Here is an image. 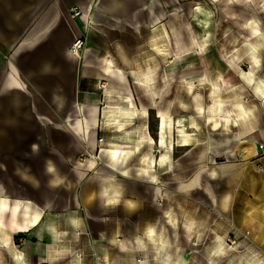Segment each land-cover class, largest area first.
<instances>
[{
	"label": "crops",
	"instance_id": "0c3cea01",
	"mask_svg": "<svg viewBox=\"0 0 264 264\" xmlns=\"http://www.w3.org/2000/svg\"><path fill=\"white\" fill-rule=\"evenodd\" d=\"M181 1L0 0V264H165V255L199 254L186 225L178 239L164 234L165 22ZM76 6L86 16L72 17ZM75 37L79 56L69 52ZM175 122L185 146L191 135ZM189 122L200 129L194 115ZM237 169L201 161L177 189L186 195L201 176L231 180ZM204 187L209 210L229 218L230 192Z\"/></svg>",
	"mask_w": 264,
	"mask_h": 264
},
{
	"label": "rangeland",
	"instance_id": "374dc122",
	"mask_svg": "<svg viewBox=\"0 0 264 264\" xmlns=\"http://www.w3.org/2000/svg\"><path fill=\"white\" fill-rule=\"evenodd\" d=\"M228 2L182 0L180 15L165 22V120L170 128L164 133V234L178 239L187 228L199 252L186 259L182 253L171 260L165 255V264H264V160L255 161L264 157V101L257 92L258 87L264 88V0ZM238 100L250 108L249 116L235 124L241 129L231 128L235 126L231 121L215 127L208 115H232ZM197 103L202 108L200 118ZM190 115L200 129L190 127ZM177 118L183 120V132L191 135L185 146L176 145L180 143ZM150 120L149 133L156 140L157 121ZM242 126L254 128L247 132ZM245 132L249 140L243 141ZM201 161L208 165L231 162L238 169L231 180L209 181L203 175L198 189L179 193V181L186 182ZM258 162L262 169L257 168ZM206 184L218 196L230 192L229 218L218 209L209 210ZM211 221L212 231L205 227ZM190 223L201 224L200 236L189 229Z\"/></svg>",
	"mask_w": 264,
	"mask_h": 264
},
{
	"label": "bare ground",
	"instance_id": "6f19581e",
	"mask_svg": "<svg viewBox=\"0 0 264 264\" xmlns=\"http://www.w3.org/2000/svg\"><path fill=\"white\" fill-rule=\"evenodd\" d=\"M228 1L232 2V0H228ZM257 92H259L258 95H260L261 100L264 101V88L258 87L257 88ZM235 104L237 105L238 110H237V112H234V114H232V115L230 113H218L219 115L216 116V112L215 113L212 112V113H210L208 115V117L213 121V124H214L215 127H219L221 125V123H225V125H228V124H230V121L234 122V125H235L239 121H244L249 116L250 108L245 107L242 104L241 100L240 101L239 100L236 101ZM198 110H200V111L202 110L201 106L198 107ZM180 129H186V128L185 127H181ZM182 140H183V142H182L183 145H186L189 142V138H187V137L182 138ZM169 221L172 222V219H170ZM194 224L195 223H190L189 224V229L193 230V232L197 231L196 232L197 235L200 236L201 229L199 228V226H201V224H197L196 226Z\"/></svg>",
	"mask_w": 264,
	"mask_h": 264
},
{
	"label": "built area",
	"instance_id": "2783aa9c",
	"mask_svg": "<svg viewBox=\"0 0 264 264\" xmlns=\"http://www.w3.org/2000/svg\"><path fill=\"white\" fill-rule=\"evenodd\" d=\"M71 16L72 17H77V16H86L85 13H83L81 11L80 8L78 7H73L71 8ZM83 44H84V40L83 38L81 37H75L73 42L71 43V45L69 46V52L71 54H74L75 56H79L80 52H81V49L83 47ZM257 168L258 169H262V165L261 164H257ZM22 241V238L20 237L19 239V243Z\"/></svg>",
	"mask_w": 264,
	"mask_h": 264
}]
</instances>
